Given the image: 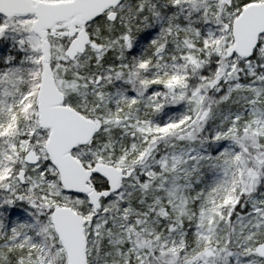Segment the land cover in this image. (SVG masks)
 I'll return each instance as SVG.
<instances>
[{
  "label": "snow or ice",
  "instance_id": "obj_1",
  "mask_svg": "<svg viewBox=\"0 0 264 264\" xmlns=\"http://www.w3.org/2000/svg\"><path fill=\"white\" fill-rule=\"evenodd\" d=\"M0 264H264V0H0Z\"/></svg>",
  "mask_w": 264,
  "mask_h": 264
}]
</instances>
